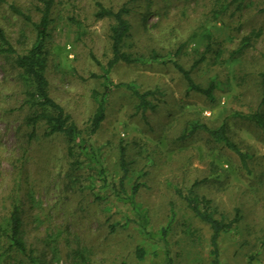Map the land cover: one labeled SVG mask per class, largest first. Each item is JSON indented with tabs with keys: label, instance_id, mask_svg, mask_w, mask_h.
<instances>
[{
	"label": "rangeland",
	"instance_id": "rangeland-1",
	"mask_svg": "<svg viewBox=\"0 0 264 264\" xmlns=\"http://www.w3.org/2000/svg\"><path fill=\"white\" fill-rule=\"evenodd\" d=\"M96 1L116 10L129 0H56L47 47L50 94L84 136L95 108L92 92L101 90L100 81L91 77L100 74L91 55L102 65L110 57L111 21L93 17ZM7 2L30 12L34 21L38 19L34 0ZM229 2H132L124 50L143 57L155 52L159 59L117 65L110 77L115 84L158 88L163 96L143 119L130 94L123 88L114 90L101 128L90 138L100 148L108 180L114 183L120 177L117 146L120 141L127 145L130 165L125 188L129 193L134 183L140 184L136 201L147 216L149 231L158 235L170 223L166 240L173 264H208V229L175 194V189L185 190L193 182H200L196 193L210 199L226 218H232L235 209L242 216L237 227L219 240L221 261L264 264V249L258 251L264 239V135L236 117L259 105L264 0H245L241 11ZM221 5H228L225 13H218ZM0 25L17 52L30 46L31 26L13 16L6 5H0ZM206 31L216 41L215 54L208 55L191 75L203 86L216 78L219 84L213 101L187 93L170 63L175 60L189 68L196 53L204 50L202 33ZM253 31L259 32L258 37L236 54L242 39ZM18 76L10 61L0 57V222L12 200H19L26 244L42 256L44 264H76L71 251H79L88 264H162L163 244L139 233L133 212L112 197L110 188L101 187L98 180L92 184L88 170L70 182L62 138L45 137L41 125L28 138L22 108L25 89ZM223 121L230 139L249 157L248 173L232 153L204 133L180 138L192 122L216 128ZM125 218L132 222L122 227ZM112 224L117 225L112 229ZM138 246L146 252L141 262L135 258ZM0 264H27V260L9 251L0 237Z\"/></svg>",
	"mask_w": 264,
	"mask_h": 264
},
{
	"label": "trees",
	"instance_id": "trees-1",
	"mask_svg": "<svg viewBox=\"0 0 264 264\" xmlns=\"http://www.w3.org/2000/svg\"><path fill=\"white\" fill-rule=\"evenodd\" d=\"M135 0H129L121 5L116 10L111 7H105L99 1L94 2L93 17L96 20L109 19L111 25L109 26V50L110 57L106 63L102 65L93 55L92 61L100 69V74H92L91 77L100 81V91L92 92V99L95 103L93 114L88 120L85 129V136L83 132L73 122L70 115L64 108L57 103L50 94L49 81L46 77V69L48 62V40L50 37L49 26L52 23L51 13L56 5V0H34L33 9L38 14V19L33 20L30 12L23 11L18 6L8 3L7 0H0V5H6L13 16L18 17L26 24L30 25L33 32V40L30 46L22 51L17 52L8 38L4 28L0 25V57L4 58L14 66L18 71V77L23 84L24 101L22 108L25 109L26 115L24 117V125L29 128L28 138H31L36 133L38 125L44 127L45 137H60L65 145V154L68 161L67 176L70 179L80 176L79 172L88 170L90 182L98 180L101 187L111 189L112 197L121 202L123 205L129 207L134 214V223L138 227L141 235H146L151 239H158L163 244L164 256L162 264H173V260L169 254L167 237L170 223L165 228L160 229L158 235L147 229L148 221L145 212L141 209L136 201V195L140 184L134 183L127 192L125 188V181L129 174V165L127 161V145L124 142H119L117 146V161L120 171V177L117 183L108 180L106 168L103 164V157L100 148L95 147L90 142V138L97 134L101 128L102 122L105 119L108 100L114 90L125 89L134 100V109L137 114H140L145 119L148 112H153L162 98L163 94L158 88L142 90L134 83H118L115 84L110 77V73L117 65H139L148 64L158 61L159 57L155 52L143 57L124 50V43L130 34L131 26L127 19L131 11V3ZM245 0H230L229 4L234 5L236 11H241ZM228 5H221V13H225ZM259 32L253 31L249 36L242 39L240 46L235 50L236 54H241L251 45L254 38H257ZM205 39L204 50L196 53L195 59L189 68H185L175 60H171L174 69L181 75L187 93H194L203 96L208 101H213L214 92L216 91L219 82L216 78L211 79L205 86L197 83L193 77L192 72L198 68L202 63L208 59V55L215 54L214 46L216 41L211 32L206 31L202 33ZM179 50L173 54L176 56ZM219 52V51H218ZM259 84L261 88L258 108L247 114H236L240 120L247 122L258 128L264 135V68L259 73ZM196 132L204 133L213 142L224 147L232 153L238 160L242 169L249 172L248 160L246 153L242 152L240 148L228 136L227 125L223 121L218 127L211 128L206 124H199L192 122L188 125L187 130L180 136L186 139ZM83 182H81L82 184ZM69 185V184H67ZM200 185V182H193V184L185 189H175V194L182 201L188 212L198 222L205 225L209 232L208 237V264H225L221 261L219 240L221 236L233 231L237 224L242 219L239 209L234 210L232 218H226L219 212L212 201L204 196L196 193L195 189ZM84 187V186H80ZM88 187V186H87ZM81 189V188H80ZM17 199L12 200L8 214L4 222H0V237H3L8 245L9 251L16 252L27 260V264H44V259L35 255L33 248L26 244L24 232L22 229L23 209ZM125 222L121 224L126 227L129 218H125ZM117 224H112L113 229ZM264 249V239L261 241L258 251ZM76 264H88L87 260L79 251H71ZM146 255L145 248L138 246L135 249V258L141 262ZM253 257L250 258V260ZM251 264V261L249 262Z\"/></svg>",
	"mask_w": 264,
	"mask_h": 264
}]
</instances>
